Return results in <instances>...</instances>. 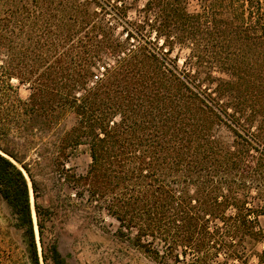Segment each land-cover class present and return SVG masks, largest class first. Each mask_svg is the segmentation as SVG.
<instances>
[{
    "label": "trees",
    "instance_id": "trees-1",
    "mask_svg": "<svg viewBox=\"0 0 264 264\" xmlns=\"http://www.w3.org/2000/svg\"><path fill=\"white\" fill-rule=\"evenodd\" d=\"M200 1L204 14L187 15L170 0H147L152 31L171 42L175 28L204 26L217 0ZM218 1L225 25L243 45L252 40L256 59L240 66L216 55L230 77L216 81L217 98L196 92L146 43L114 38L87 0H31L0 12V199L20 241L19 264H68L55 233L59 210L67 219L74 208L92 225L99 200L119 235L134 228L140 247L162 264H264V250L255 249L264 244V0ZM231 35L226 50L234 55ZM192 46L199 59L202 46ZM12 78L30 86L27 100ZM68 114L77 125L60 129ZM221 125L231 142L214 135ZM1 132L25 139L3 140ZM80 146L91 160L83 175L66 168ZM20 167L31 182L39 247ZM52 174L75 200L44 205L37 178Z\"/></svg>",
    "mask_w": 264,
    "mask_h": 264
},
{
    "label": "rangeland",
    "instance_id": "rangeland-1",
    "mask_svg": "<svg viewBox=\"0 0 264 264\" xmlns=\"http://www.w3.org/2000/svg\"><path fill=\"white\" fill-rule=\"evenodd\" d=\"M30 1L0 0V12L9 4H19L18 6L21 4L29 5ZM87 2H90V13H96L98 19H103L104 23L108 24L112 29L114 38L124 41L127 35H130L132 37L130 38L132 45H145L146 43L149 47L155 49L168 64L176 67L177 73L181 74L182 76H180L184 77L189 82V85L202 96L217 98L215 93L216 81L230 79L219 68L218 64L219 61L222 62L221 59L230 58L231 56V62L240 66L251 65L255 62V50L252 40L243 45L242 40L239 39L240 35H236L235 31L228 29L224 23L225 11L218 0L215 2L213 9L207 11V22L204 23V26L194 27L192 33H188L182 28H175L171 32L174 37L171 42L164 36L158 38L156 33L152 31L151 22H153V16H148L144 9L147 0H87ZM170 2L173 4V9H177L179 12L184 11L187 15L204 14V8L200 0H170ZM178 14L177 12L176 15ZM176 19L180 18L177 17ZM229 33H233V36L231 35L233 39L229 47L231 51H234V55H229L230 51L226 50L228 45L226 38ZM160 35L165 34L161 33ZM194 41H198L202 46L199 59L196 56L192 57L191 49L194 48L192 46ZM5 59V51L0 50V67L5 66L2 62ZM108 63L112 65L113 60H109ZM0 72L2 73L3 70L0 69ZM93 73V75H100V72L96 70H93ZM90 80L91 78L87 80L89 87L91 86L89 84ZM10 83L16 88L17 95L21 100L29 98L30 86L28 84L19 83L15 78H12ZM219 99L226 103V98ZM113 117L110 115V119L114 122L119 121L118 116ZM76 125L77 119L74 115L68 114L60 124V129H70ZM1 133H4V135H1L3 140L21 144L25 139V137H18L14 132ZM213 133L227 142L232 141V134L223 125L215 127ZM42 138L49 139L46 137ZM38 139V137H34L32 141L37 142ZM28 155L30 159H34L32 152ZM90 162L89 148L80 146L68 160L66 168L71 169L77 175H83ZM24 174L30 191L32 218L35 225L36 217L34 215L31 182L25 172ZM37 181L40 192L46 196L45 206L52 205L56 208L61 205L60 199L67 195L71 196L72 200L76 199L73 190L63 185L64 183L59 181L57 175L52 174L47 179L38 177ZM71 211L67 212L68 218L64 219L65 212L59 210L58 218L55 220V233L59 237L60 251L68 264H162L163 260H157L152 255L147 254L144 248L140 247V243L137 241V231L134 228L125 233L126 236L121 237L119 235V223L106 211L105 205L101 200L96 204L95 221L92 225L83 224L80 219L81 213L74 208ZM64 220L65 222H63ZM258 221L260 226L264 228V216H259ZM35 236L39 247L36 225ZM141 242L143 243V240ZM20 246L19 238L14 235L13 222L9 210L0 199V264H19ZM255 249L257 252L263 251L264 244L257 245ZM179 258L182 259L181 256ZM219 260L222 261V258L219 257ZM166 261L171 264L173 258ZM251 262L254 263L255 259L252 258ZM229 264L237 263L230 262Z\"/></svg>",
    "mask_w": 264,
    "mask_h": 264
},
{
    "label": "water",
    "instance_id": "water-1",
    "mask_svg": "<svg viewBox=\"0 0 264 264\" xmlns=\"http://www.w3.org/2000/svg\"><path fill=\"white\" fill-rule=\"evenodd\" d=\"M21 169V171H24L22 168H20ZM24 173V172H23ZM34 215H35V213H34ZM36 225V224H35Z\"/></svg>",
    "mask_w": 264,
    "mask_h": 264
}]
</instances>
